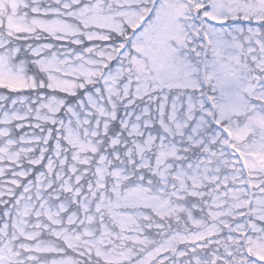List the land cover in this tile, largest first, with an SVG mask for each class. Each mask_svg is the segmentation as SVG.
I'll list each match as a JSON object with an SVG mask.
<instances>
[{"label":"snow or ice","instance_id":"1","mask_svg":"<svg viewBox=\"0 0 264 264\" xmlns=\"http://www.w3.org/2000/svg\"><path fill=\"white\" fill-rule=\"evenodd\" d=\"M0 264H264V0H0Z\"/></svg>","mask_w":264,"mask_h":264}]
</instances>
